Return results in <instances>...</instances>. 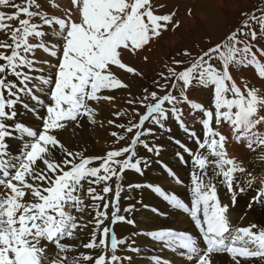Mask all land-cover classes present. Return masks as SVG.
<instances>
[{"label": "snow or ice", "instance_id": "6c2138e0", "mask_svg": "<svg viewBox=\"0 0 264 264\" xmlns=\"http://www.w3.org/2000/svg\"><path fill=\"white\" fill-rule=\"evenodd\" d=\"M164 7L159 0H0V264H136L140 237L158 247L150 264H264V221L244 223L257 206L264 214V174L254 188L246 161L229 151L253 153L249 162L264 165V8L242 11L206 47L178 50L134 94L146 73L131 61L151 63L141 54L181 27ZM198 89L209 91L207 103L191 99ZM69 127L105 131L107 147L92 155L87 144L70 145ZM164 134L191 165L187 201L157 184H125L126 172L143 176L154 157L183 183L159 159ZM133 189L162 198L195 232L160 224L118 237V224L137 228L136 204L121 208L122 193ZM246 191L255 194L234 223L230 208Z\"/></svg>", "mask_w": 264, "mask_h": 264}, {"label": "bare ground", "instance_id": "6f19581e", "mask_svg": "<svg viewBox=\"0 0 264 264\" xmlns=\"http://www.w3.org/2000/svg\"><path fill=\"white\" fill-rule=\"evenodd\" d=\"M141 55H146L142 53ZM124 95V94H123ZM28 122L32 121V117L29 114L24 117ZM119 122V121H118ZM36 123H39L38 121ZM199 128V127H197ZM64 140L70 145L77 142L84 143L88 145V153L92 155L102 154L104 149L107 147L106 144V132L103 130L93 131L90 128H85L83 130L76 129L75 131L69 127L66 132L63 133ZM182 137V136H181ZM185 140V138H184ZM183 141V140H182ZM166 144H162L160 141H157L159 145L162 146V151L159 159L163 161L164 164L172 168L180 179L183 181L181 185H177L173 182L171 178L166 175V172L160 166L161 164L156 163L157 158H153L151 167L145 171L143 176L137 175L132 171L125 173V184L128 183H153L161 186L165 190H171L177 193L181 198H184L186 201L190 198V193L187 191L188 186L190 185V170L191 165L187 166L182 164L177 158L176 153L181 151L178 146L173 143L171 140L162 141ZM18 144V141L12 142ZM231 155L244 159L246 161V166L252 171V174L257 179L261 174H264V165L259 162H249L251 158L255 155L247 151H242L235 148L229 149ZM141 154H144L141 150ZM255 194L253 191H246L244 194L238 197V203L235 207L230 208V216L234 223H238L241 216L244 215L246 208L245 205L247 201ZM218 195L224 203L230 202V194L227 193L226 189L223 186L218 188ZM131 197V198H129ZM138 200H143L144 205L147 207H141L136 202ZM136 204V210L132 214L133 218L137 222V228L133 229L131 226L118 224L116 226V232L118 237L126 236L128 233L137 230H147L154 228L156 225L168 224L173 225L178 229H185L189 232L194 230V227L190 221L185 217V215L177 212H173L162 198L158 197L156 194L152 193L149 190H136L133 189L131 192L125 191L122 193L121 197V208L123 209L126 206ZM156 207L161 211H168L169 217L167 220L156 217L150 209ZM123 214V213H121ZM252 221H264V214L257 206L255 212H250L245 217L244 223ZM138 244L142 247L143 252L140 257L136 258V264H150V257L158 252V247L153 244L149 239L140 237L137 238ZM162 257L169 259H176L172 253L165 251L159 253Z\"/></svg>", "mask_w": 264, "mask_h": 264}, {"label": "rangeland", "instance_id": "374dc122", "mask_svg": "<svg viewBox=\"0 0 264 264\" xmlns=\"http://www.w3.org/2000/svg\"><path fill=\"white\" fill-rule=\"evenodd\" d=\"M159 3L166 5L160 11L176 13V19L181 23V27L175 32L166 33L163 39L153 46L152 51L146 52L151 63L143 64L140 57L131 61L137 67L143 68L146 73V80L137 82L132 88L134 94L139 93L140 84H149L156 72L161 70L164 61L169 60V57L178 50L182 48L195 50L197 45L206 47L209 38L215 42L230 28L235 27L242 19V11H257L259 8H264V0H173L171 2L170 0H159ZM189 10H191V15L188 14ZM180 58L177 56V59ZM244 75L250 79L253 78V69L246 70ZM117 95V107H121L125 92L121 90ZM190 97L195 101L207 103L209 91L207 89L194 90L190 93ZM140 111L144 110L141 108ZM187 122L191 124L192 119L189 118ZM177 133L180 134L177 138L184 140V134L179 130ZM160 137L157 141L161 140ZM162 140L168 141V138ZM256 185L259 186V181L254 186Z\"/></svg>", "mask_w": 264, "mask_h": 264}]
</instances>
